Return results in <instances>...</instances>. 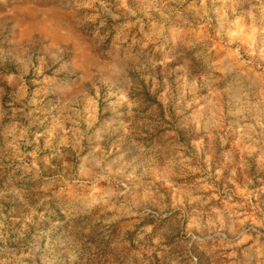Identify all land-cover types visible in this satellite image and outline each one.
<instances>
[{"label":"clouds","instance_id":"1","mask_svg":"<svg viewBox=\"0 0 264 264\" xmlns=\"http://www.w3.org/2000/svg\"><path fill=\"white\" fill-rule=\"evenodd\" d=\"M0 264H264V0H0Z\"/></svg>","mask_w":264,"mask_h":264}]
</instances>
